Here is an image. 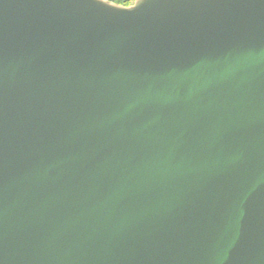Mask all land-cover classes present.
Returning <instances> with one entry per match:
<instances>
[{"label": "water", "instance_id": "1", "mask_svg": "<svg viewBox=\"0 0 264 264\" xmlns=\"http://www.w3.org/2000/svg\"><path fill=\"white\" fill-rule=\"evenodd\" d=\"M0 264H264V0H0Z\"/></svg>", "mask_w": 264, "mask_h": 264}, {"label": "trees", "instance_id": "2", "mask_svg": "<svg viewBox=\"0 0 264 264\" xmlns=\"http://www.w3.org/2000/svg\"><path fill=\"white\" fill-rule=\"evenodd\" d=\"M115 3H119V4H123V5H129L130 4V0H111Z\"/></svg>", "mask_w": 264, "mask_h": 264}, {"label": "rangeland", "instance_id": "3", "mask_svg": "<svg viewBox=\"0 0 264 264\" xmlns=\"http://www.w3.org/2000/svg\"><path fill=\"white\" fill-rule=\"evenodd\" d=\"M134 0H130V4L133 2Z\"/></svg>", "mask_w": 264, "mask_h": 264}]
</instances>
